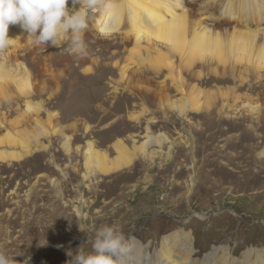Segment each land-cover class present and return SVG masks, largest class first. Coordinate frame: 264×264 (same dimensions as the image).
<instances>
[{"label":"rangeland","instance_id":"374dc122","mask_svg":"<svg viewBox=\"0 0 264 264\" xmlns=\"http://www.w3.org/2000/svg\"><path fill=\"white\" fill-rule=\"evenodd\" d=\"M205 1L186 4L192 18ZM117 2L121 0H107L103 7ZM90 17L93 10H88L89 21ZM217 28L220 34L230 30ZM86 31L95 28L89 23ZM16 41L13 48L20 58L13 56L6 67L14 74H29L34 91L28 101L43 108L38 124L47 136H34L35 123L17 118L26 100L17 97L12 84L2 87L0 135L29 142L31 150L38 145L45 149L0 163V251L16 264H72L80 249L92 253L95 230L107 224L118 226L129 238V250L134 241L145 254L160 249L169 234L184 231L191 236L195 260L213 248L219 250L218 259L226 252L236 264H242L248 252L250 264L264 259V151L242 152L221 134L222 116L206 112V70L193 68L201 79L189 81L204 93L199 97L200 113L179 119L158 100L162 95H150L159 90L151 76L132 81L134 91L118 84L119 73L110 65L124 64L128 57L114 46L119 41L110 47L85 42V56L93 68L89 74L78 59L67 58L73 51L67 40L55 47L37 45L23 31ZM133 62L134 72L141 63ZM260 92L255 94L264 109ZM49 113L54 115L50 121ZM259 124L264 125V118ZM149 135L164 140L145 146V159L115 174L103 177L85 166L82 151L88 142L112 158L116 142L131 148ZM64 137L69 139L68 153L62 146ZM12 152L22 153L19 144L8 145L2 139L0 154Z\"/></svg>","mask_w":264,"mask_h":264},{"label":"bare ground","instance_id":"6f19581e","mask_svg":"<svg viewBox=\"0 0 264 264\" xmlns=\"http://www.w3.org/2000/svg\"><path fill=\"white\" fill-rule=\"evenodd\" d=\"M106 1L98 0V8L93 10V17L89 21L95 31H86L83 39L84 42L91 40L95 44L109 47L119 41L114 46L117 49L120 47L122 54H128L127 59L123 60L124 64L115 62L110 65L119 73V85L134 91L132 81L140 78L147 80V76H151L150 82L156 84L159 90L151 91L150 95H162L163 98L158 100H163L170 112L183 119L186 114H198L201 111L198 106L199 97L204 93L201 94L189 81L201 79L200 72H195L193 68L206 70L208 90L203 97L206 112L211 116L214 113L222 116L221 134L227 136L228 143L242 152L264 151V128H261L264 125L259 124V120L264 118V109L255 94L261 90L259 95L264 97V0H204L205 6L200 8L195 19L191 17L192 12L186 9L190 0H121V3L117 2L109 9L103 7ZM100 25H103V30H100ZM221 25L229 27V32L220 34L217 27ZM22 32L19 25L9 27L8 36L14 40L11 47L0 52V91L8 83L14 86L17 97L26 100L25 109L17 118L21 121L32 120L35 123L34 136L44 137L47 132L38 124V114L43 108L32 106L28 101L34 91L29 74H14L13 70L6 67L13 56L20 58L13 45H18L14 41ZM65 42L66 39L58 45ZM85 55L86 49L83 53L72 51L66 56L74 61L78 59L84 67L83 72L89 74L93 68ZM133 60L141 63L139 70L134 72L130 71ZM161 79V82L155 83ZM171 93H174L173 96ZM174 96L179 98L174 99ZM52 118L54 115L49 113L47 120ZM130 119L137 120L136 116ZM237 119L242 123L237 121L234 124L232 120ZM2 139L8 145L19 144L22 153L0 154V163L19 161L37 150L45 149L38 145L35 150H31L29 142H20L8 135H0V142ZM68 140V137H64L62 143L66 153L69 152ZM163 140L162 136L149 135L139 146L132 145L131 148L116 142L112 158L99 153L88 142L82 156L88 169L106 177L127 168L138 158L145 159L147 154L144 147L149 144L158 145ZM77 216L85 218L79 213ZM159 246L160 249L145 254L140 243L133 241L131 249L119 258L118 264H236L226 252L218 259L219 250L215 248L202 260H195L191 236L184 231L169 234ZM243 258L242 264H250V252L244 254ZM258 258L257 264H264V259Z\"/></svg>","mask_w":264,"mask_h":264},{"label":"clouds","instance_id":"9594fccd","mask_svg":"<svg viewBox=\"0 0 264 264\" xmlns=\"http://www.w3.org/2000/svg\"><path fill=\"white\" fill-rule=\"evenodd\" d=\"M71 3L72 7L68 5ZM98 8V0H0V52L11 47L10 25L34 38V43L55 47L65 39L71 50L83 53L84 33L89 27L88 10ZM103 30V25H100ZM129 238L116 225H102L95 230L93 251H77L72 264H118L129 251ZM0 264H16L14 258L0 251Z\"/></svg>","mask_w":264,"mask_h":264}]
</instances>
